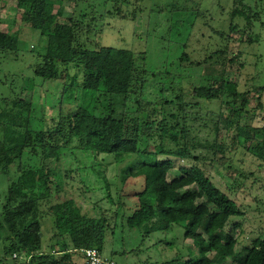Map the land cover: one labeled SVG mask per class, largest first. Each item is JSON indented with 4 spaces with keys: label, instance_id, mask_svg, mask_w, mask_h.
I'll list each match as a JSON object with an SVG mask.
<instances>
[{
    "label": "trees",
    "instance_id": "obj_1",
    "mask_svg": "<svg viewBox=\"0 0 264 264\" xmlns=\"http://www.w3.org/2000/svg\"><path fill=\"white\" fill-rule=\"evenodd\" d=\"M16 1L26 26L47 39L34 66L35 76L62 81L64 88L58 117L45 129L32 128L33 99L0 97V169L9 180L0 201V264H86L83 250L104 252L108 219L91 216L75 199L54 198L62 190L63 175L50 163L58 166L77 152L87 158L148 157L135 174L145 177V189L137 193V208L123 217V223L144 234L184 224L185 237L193 243L189 259L148 264H264V237L237 251L234 230L226 227L243 212L205 169L207 161L215 163L218 153L226 154L227 145L218 142L221 127L232 133L236 150L243 148L264 163V127L241 122L256 111L249 109L252 103L262 107L264 86L238 91L232 85V91L226 81L242 52L229 59L227 46L225 52L211 57L216 67H208L210 75L202 83L191 82V90L181 83L158 86V97L152 99L148 89L157 73L145 68V54L90 44L93 14L66 17L63 4L56 6L54 0ZM234 4L233 18L250 19L252 8L245 0ZM18 43L19 32H0L2 53L16 52ZM71 70L79 72L81 82L67 84ZM90 99L93 103L88 106ZM66 106L72 112H65ZM202 128H208L209 135L200 142ZM153 143L157 144L154 153ZM176 161L183 163L178 167L180 175L169 179Z\"/></svg>",
    "mask_w": 264,
    "mask_h": 264
},
{
    "label": "rangeland",
    "instance_id": "obj_2",
    "mask_svg": "<svg viewBox=\"0 0 264 264\" xmlns=\"http://www.w3.org/2000/svg\"><path fill=\"white\" fill-rule=\"evenodd\" d=\"M54 3L63 4L66 17L94 15L90 44L145 54V68L157 73L148 89L152 99L158 97L155 93L158 86L168 88L181 83L186 90H191V82L202 83L210 75L208 67H216L211 57L225 52L227 46L229 59L242 52L239 62L227 72L229 89L233 91L235 85L238 91L250 85L264 86V0H245L252 8L248 20L233 18L235 0H54ZM16 4V0H9L6 5L0 1V32H19L17 51L9 55L0 51V97L19 95L26 100L33 99L32 128L45 129L58 117V99L64 82L43 81L35 76L34 66L47 46V39L26 26L23 11ZM230 37L233 41L227 44ZM238 37H242V42ZM74 71H70L67 84L81 82V75ZM24 86L26 90L22 91ZM92 103L90 99L86 104ZM210 108L217 109V106ZM249 109L256 111L245 115L242 124L264 127V97L262 107L254 102ZM64 111L70 113L72 108L66 106ZM220 132L218 142L227 145L226 154L218 153L215 163L207 161L205 169L216 186L243 212L241 217H232L226 227L234 230L237 251H240L257 237H264V163L243 148L236 150L231 142L232 133L225 128L221 127ZM208 135V128H202L198 140L203 142ZM156 149L157 144L153 143L151 151L154 153ZM147 158L137 154H100L87 158L77 152L75 157L68 156L58 166L56 162L50 163L51 168L63 175L59 180L62 190L54 193V198L75 199L91 216L108 219L103 256L116 264L189 259L193 247L192 241L185 237L184 224L144 234L123 223V217L137 208V193L145 189V177L135 174ZM182 164L176 161L169 179L180 175L178 167ZM14 170L15 167L10 169L11 176ZM8 186V176L0 169L1 203ZM46 227L49 239L52 236L49 222ZM45 238L44 235V244Z\"/></svg>",
    "mask_w": 264,
    "mask_h": 264
},
{
    "label": "built area",
    "instance_id": "obj_3",
    "mask_svg": "<svg viewBox=\"0 0 264 264\" xmlns=\"http://www.w3.org/2000/svg\"><path fill=\"white\" fill-rule=\"evenodd\" d=\"M82 254L84 255L86 264H115L112 259L105 258L103 253L97 249H85L82 251ZM17 257L18 255H14V258Z\"/></svg>",
    "mask_w": 264,
    "mask_h": 264
}]
</instances>
